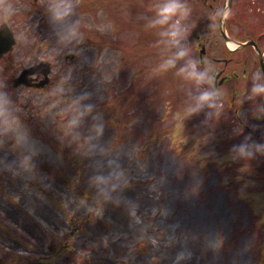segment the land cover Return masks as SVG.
<instances>
[{
    "label": "rangeland",
    "instance_id": "374dc122",
    "mask_svg": "<svg viewBox=\"0 0 264 264\" xmlns=\"http://www.w3.org/2000/svg\"><path fill=\"white\" fill-rule=\"evenodd\" d=\"M14 1L20 19L12 60L19 69L53 58V85L62 92L49 100L15 90L26 135L18 140L16 131L0 129L3 140L14 139L0 146V164L11 156L19 168L0 174L12 177L1 182L3 224L21 237L13 218L31 229L29 215L60 253L36 264H264V137L241 138L225 108L230 91L239 93L237 80L214 93L208 76L226 44L216 21L222 0H184L188 32L170 45L162 34L168 25L150 23L163 0H70L72 11L59 19L50 5L62 0ZM251 1L255 11L245 14L259 25L264 4ZM14 5L2 0L1 7L11 16ZM193 34L206 44L197 72ZM181 48L188 51L176 56ZM170 58L175 63L161 67ZM242 59L245 65L231 64L247 69L240 88L263 101L255 54L248 49ZM205 91L214 95L202 101ZM259 113L260 105L240 104L239 118L255 132L264 129Z\"/></svg>",
    "mask_w": 264,
    "mask_h": 264
},
{
    "label": "clouds",
    "instance_id": "9594fccd",
    "mask_svg": "<svg viewBox=\"0 0 264 264\" xmlns=\"http://www.w3.org/2000/svg\"><path fill=\"white\" fill-rule=\"evenodd\" d=\"M52 12L56 18H63L69 12L72 11L73 5L70 0H62V2H56L50 5ZM191 12V8L184 0H163L162 3L157 5V15L154 19L150 21L152 25H164L167 24L168 27L162 30V34L167 35L171 38L170 42L174 44L180 43V38L186 35L188 32V28L186 26L181 25V21L186 19ZM175 17V19H174ZM77 33L76 26H73L71 29L70 35H74ZM235 47V45H233ZM188 49L181 48L180 51L175 53L176 56H184ZM175 63L174 59H168L165 61L161 67H168L169 65H173ZM184 69H181L183 71ZM197 77L202 78L205 74L203 72L191 73ZM256 91H264V86H257ZM214 95V93L205 91L201 94L200 100H207L209 97ZM0 125H2V130L7 132L9 130H14L17 133L18 140L23 139L26 133L20 131V121L18 116H13L10 114L9 109L7 108V99L6 95L0 93ZM78 121L75 117L69 120V128L72 125L76 124ZM251 153H249L250 155ZM103 179V177H101Z\"/></svg>",
    "mask_w": 264,
    "mask_h": 264
},
{
    "label": "water",
    "instance_id": "95a60500",
    "mask_svg": "<svg viewBox=\"0 0 264 264\" xmlns=\"http://www.w3.org/2000/svg\"><path fill=\"white\" fill-rule=\"evenodd\" d=\"M13 43V38L12 35L10 34L9 30L5 27H1L0 28V54L4 51H6L11 44ZM250 43H253L252 41H250ZM41 66H36L35 68H31V69H27L24 71V74L33 71L34 69H39ZM264 68V67H263ZM262 68V69H263Z\"/></svg>",
    "mask_w": 264,
    "mask_h": 264
},
{
    "label": "flooded vegetation",
    "instance_id": "af4514ba",
    "mask_svg": "<svg viewBox=\"0 0 264 264\" xmlns=\"http://www.w3.org/2000/svg\"><path fill=\"white\" fill-rule=\"evenodd\" d=\"M0 68H3V60H1V59H0ZM38 77H39V75H36L35 78H38ZM13 78H14V76H12V80H13ZM3 82H4V79H3V71H0V89L2 87ZM48 86L49 85H47L46 87H48ZM0 254H2V251H0ZM0 259L2 260V257L1 256H0Z\"/></svg>",
    "mask_w": 264,
    "mask_h": 264
},
{
    "label": "bare ground",
    "instance_id": "6f19581e",
    "mask_svg": "<svg viewBox=\"0 0 264 264\" xmlns=\"http://www.w3.org/2000/svg\"><path fill=\"white\" fill-rule=\"evenodd\" d=\"M233 45V44H232ZM83 206H86L85 204H83Z\"/></svg>",
    "mask_w": 264,
    "mask_h": 264
}]
</instances>
